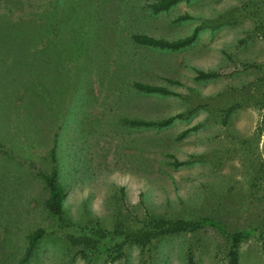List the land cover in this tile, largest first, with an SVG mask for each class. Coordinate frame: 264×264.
<instances>
[{
	"label": "rangeland",
	"instance_id": "374dc122",
	"mask_svg": "<svg viewBox=\"0 0 264 264\" xmlns=\"http://www.w3.org/2000/svg\"><path fill=\"white\" fill-rule=\"evenodd\" d=\"M134 1L131 20L100 31L103 42L92 49L99 64L78 58L88 29L81 20L67 29L75 32L73 60L62 65L61 54H50L46 84L35 71L27 105L16 85L8 124L0 120V264H18L39 227L47 232L23 264H226L229 235L239 229L250 230L240 264H264V0H180L156 14L139 9L150 0ZM194 30L191 43L173 50L129 37L177 39ZM7 63L4 80L17 73ZM200 71L217 75L198 78ZM135 81L172 93H146ZM177 113L165 125L131 122ZM54 165L73 225L44 205L40 172ZM205 218L217 224L127 243L116 258L109 251L157 219Z\"/></svg>",
	"mask_w": 264,
	"mask_h": 264
},
{
	"label": "trees",
	"instance_id": "16d2710c",
	"mask_svg": "<svg viewBox=\"0 0 264 264\" xmlns=\"http://www.w3.org/2000/svg\"><path fill=\"white\" fill-rule=\"evenodd\" d=\"M178 1L180 0H150L146 2L144 6L141 4L139 9L143 8V10H145V8H147L150 13L156 14L168 10ZM136 2L137 1L134 0H0V65L3 67L2 70L5 71V66L8 65L7 62H10L17 72L9 80H4L0 72V89L2 88V90L5 91V93L2 92L0 96V120L3 122V125L5 124L6 126L8 124L5 120L6 112L9 110V113H12L11 104L14 103L16 99L15 92L18 83L22 84L21 86L23 87V95H21L19 99L20 105L24 106L28 103L27 89L29 83L32 81L37 82V78L34 80L31 78L36 77L34 74L35 71L39 73L40 78L44 77L43 81H45L46 84L45 77L48 74L45 69H49V63H54L53 59L48 58L50 54H61V60L58 58L56 62L62 65H64V62L66 64V62L73 60V46L71 47V43L69 44L70 39L68 36H72L75 32H69L67 30L72 26L71 24L80 23L81 20L86 22L88 27L86 30L87 35L82 34L84 40L82 51L78 55V58L82 57L87 63L91 62L93 67L99 64L100 60V58L97 57L98 53H93L92 50L94 46H97L98 43L103 40L101 39L102 35L100 31L107 28L110 21L113 23L118 21L122 23L125 19L131 20L135 12L134 3ZM1 6H3L2 9L5 10H1ZM14 9L19 10V14L16 16H13ZM186 16L187 14H183L178 16L177 19ZM72 29H75L74 26ZM129 34L132 43H136L142 47L170 50L188 45L196 37L195 30L192 31L191 34L177 39H167L148 32L141 33L129 31ZM103 51L98 50L100 55L103 54ZM119 51L120 50L117 51L118 55L116 56L121 60V56L123 55H121ZM136 57L135 55L132 56L131 60ZM92 59L95 60V64L92 63ZM122 60L128 61L125 56ZM85 61L82 60L81 64L85 63ZM81 66L82 65L75 62V74L79 75L78 73H80L81 76H84ZM65 72L66 71L63 72V75H65ZM22 75H25L27 80H25V77ZM215 75H217L216 72L200 71L197 77L206 78ZM48 81L50 82V80ZM49 85L53 84L50 82ZM133 85L136 89L146 93H172V91L165 86L148 82L135 81ZM11 87L14 88L13 94L15 96H12L9 91L12 90ZM18 111L19 110L16 111L17 115ZM227 114L228 113H226L225 116ZM182 115V113H177L158 120L132 119L131 122L137 125H165L170 123L174 118ZM9 117L8 115V118ZM188 130L189 129L184 130L183 133ZM50 157L52 161H56L53 151H51ZM57 172V167L55 165L49 172H40L48 191L44 199V205L60 222L70 225L72 221L67 219L63 214L62 202L65 192L64 186L57 176ZM207 223L217 224L213 220L206 218L202 220L157 219L155 222L153 221L151 225L125 232L123 238L113 245V251H109L115 253L113 258H116L122 251L123 246L127 243H137L144 246L164 234L192 231ZM46 232V229L39 227L28 234L27 244L18 264H23L29 258L35 245ZM249 234L250 230L239 229L229 235L226 264H240L239 244L243 239L247 238Z\"/></svg>",
	"mask_w": 264,
	"mask_h": 264
}]
</instances>
